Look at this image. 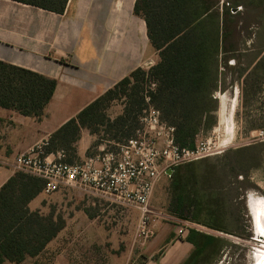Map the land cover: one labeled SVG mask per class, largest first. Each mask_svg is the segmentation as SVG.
<instances>
[{"label": "trees", "instance_id": "obj_1", "mask_svg": "<svg viewBox=\"0 0 264 264\" xmlns=\"http://www.w3.org/2000/svg\"><path fill=\"white\" fill-rule=\"evenodd\" d=\"M13 1L57 14H63L68 3ZM134 14L146 23L149 42L158 54L157 63L148 70L137 68L64 124L49 138L46 154L64 151L71 157L64 161L73 163L82 129L97 137L94 146L104 141L123 143L133 137L139 128V116L149 106L158 109L162 121L175 128L174 141L181 148H194L197 138L217 125V94L225 90L228 73H235L223 72L222 68L236 70L228 67L226 57L231 38L229 17L209 9L206 0H136ZM257 83L254 93L262 97L260 130L264 131V74ZM151 84L156 85L153 90H149ZM56 86L55 79L0 61L1 108L41 120ZM147 87L148 105L144 95ZM117 102H123L122 113L110 119L107 111ZM255 123L248 122L250 128ZM249 147L215 157V163L204 159L173 168L169 212L182 221L248 236L238 201L244 198L245 184L249 183L248 170L258 169L261 158L258 146ZM200 166L204 167L202 172L197 169ZM44 187L42 179L17 171L0 188V264H22L37 258L64 229L62 219L28 207ZM188 240L194 250L183 264H200L219 253L224 243L196 228L190 230Z\"/></svg>", "mask_w": 264, "mask_h": 264}, {"label": "crops", "instance_id": "obj_2", "mask_svg": "<svg viewBox=\"0 0 264 264\" xmlns=\"http://www.w3.org/2000/svg\"><path fill=\"white\" fill-rule=\"evenodd\" d=\"M135 2L68 0L64 13L57 14L13 0H0V61L57 81L41 120L0 107V188L16 172V156L48 141L84 108L146 65L148 53L154 48L145 21L134 14ZM96 140L89 130L82 129L76 143L78 161L93 157L106 147L100 143L95 146L98 152L91 155ZM59 152L49 154L50 159H57ZM172 171L167 174L170 176ZM61 190L49 194L42 191L29 203V209L46 216L44 195ZM87 219L82 214V220ZM151 226L150 239L139 240L142 258L136 257L132 264H183L194 250L188 240L194 223L154 210ZM61 232L44 252L56 243ZM84 233V237L91 236L89 229ZM64 253L65 250L60 251L48 264H74ZM42 255L22 264H38L35 261Z\"/></svg>", "mask_w": 264, "mask_h": 264}, {"label": "rangeland", "instance_id": "obj_3", "mask_svg": "<svg viewBox=\"0 0 264 264\" xmlns=\"http://www.w3.org/2000/svg\"><path fill=\"white\" fill-rule=\"evenodd\" d=\"M206 3L212 11L217 10L229 17L228 34L231 38L226 57L228 67H235L236 70L222 68L223 72L235 73L233 76L228 73L224 79L225 90L217 94L219 99L217 125L209 133L199 136L201 139L219 136L228 144L227 149L220 155L204 159L209 160V163H215L213 158L248 146L249 148L258 146V149H261L259 151L261 158L258 169L248 170L249 183L245 184L244 198L238 201L239 214L244 218L243 228L248 236L227 234L194 223V228L224 241L219 253L200 264H258L257 255L260 256L264 251V240L257 231L254 204L258 200L264 202V139L256 140L258 136L256 130H260L262 126L259 109L262 97H257L254 91L258 84L257 80L264 74V0H206ZM157 61V54L152 50L148 53L143 68L148 70ZM123 108V102L113 103L107 115L109 118L115 117ZM249 121L256 122L253 128H250L252 124H248ZM110 146L111 150H116L112 143ZM97 152L95 147L90 154L95 155ZM66 158L71 157L66 155ZM78 160L74 159L73 163L80 162ZM197 169L202 172L204 167L200 166ZM241 179L238 178L239 181ZM170 185L168 174L162 176L157 183L151 200L152 214L154 210L163 215L169 213L172 198ZM44 196L46 199L43 207L46 216L60 218L66 226L56 243L35 261L38 264H48L64 250V254L74 264H132L136 257L142 258L140 238L137 235L140 215L133 206L115 201L113 198L88 195L76 187L68 186H62V190L56 194ZM82 214H86L88 219L82 220ZM86 229H89L90 237H84ZM86 241L89 242L88 245Z\"/></svg>", "mask_w": 264, "mask_h": 264}, {"label": "built area", "instance_id": "obj_4", "mask_svg": "<svg viewBox=\"0 0 264 264\" xmlns=\"http://www.w3.org/2000/svg\"><path fill=\"white\" fill-rule=\"evenodd\" d=\"M151 84L149 90H153ZM148 105V87L145 90ZM175 128L162 121L158 109L149 106L139 116V128L123 143H105L98 154L81 162L67 163L65 152L50 159L45 148L48 141L15 158L16 171L35 176L45 182L43 191L53 193L62 186L76 187L86 193L113 198L133 206L139 212L137 235L142 242L152 235L151 200L159 180L180 165L194 163L222 154L228 144L219 136L197 138L192 149L181 148L174 141ZM256 140L264 139V131H256ZM191 224V223H188ZM182 233V232H181Z\"/></svg>", "mask_w": 264, "mask_h": 264}, {"label": "bare ground", "instance_id": "obj_5", "mask_svg": "<svg viewBox=\"0 0 264 264\" xmlns=\"http://www.w3.org/2000/svg\"><path fill=\"white\" fill-rule=\"evenodd\" d=\"M253 201H255V200H253ZM254 211H255V221H256L257 231L261 234V236L264 237V202L258 200L254 204ZM253 230H255V229H253ZM253 255H255V254H253ZM257 257H259L258 258V260H259L258 264H264V251L261 252L260 256L257 255Z\"/></svg>", "mask_w": 264, "mask_h": 264}, {"label": "water", "instance_id": "obj_6", "mask_svg": "<svg viewBox=\"0 0 264 264\" xmlns=\"http://www.w3.org/2000/svg\"><path fill=\"white\" fill-rule=\"evenodd\" d=\"M260 238L264 240V237L263 236H260Z\"/></svg>", "mask_w": 264, "mask_h": 264}]
</instances>
